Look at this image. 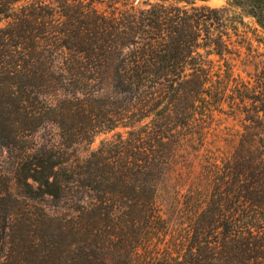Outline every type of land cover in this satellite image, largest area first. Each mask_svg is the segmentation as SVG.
I'll use <instances>...</instances> for the list:
<instances>
[{
  "label": "trees",
  "instance_id": "obj_1",
  "mask_svg": "<svg viewBox=\"0 0 264 264\" xmlns=\"http://www.w3.org/2000/svg\"><path fill=\"white\" fill-rule=\"evenodd\" d=\"M196 1L0 0V264H264V65L224 134L227 8Z\"/></svg>",
  "mask_w": 264,
  "mask_h": 264
},
{
  "label": "rangeland",
  "instance_id": "obj_2",
  "mask_svg": "<svg viewBox=\"0 0 264 264\" xmlns=\"http://www.w3.org/2000/svg\"><path fill=\"white\" fill-rule=\"evenodd\" d=\"M115 6L120 9L124 8L131 3L139 8L148 7L149 4L156 2V0H116ZM193 2L195 0H189ZM94 4L101 11L107 10L112 11L114 7H110L111 0H94ZM184 4V3H182ZM196 6L208 5L212 8H223L227 9L221 12L224 19V29H219L214 36H217L221 30L223 32V38L227 43L226 54L223 57L218 55H210L217 66H221L223 71H226L225 75H231L228 80V85L232 84L226 92V101L223 102L219 107L221 126L219 127L224 131V134L228 135L232 133L233 129L240 127L241 118L233 117L235 110L244 108L260 107L262 101L260 99L261 90L258 88L260 82L258 81V70L264 65V30L261 28L256 19L252 16L247 15L241 8L231 5V0H207L199 1L195 3ZM230 69V71H229ZM229 71V72H228ZM231 80V81H230ZM237 85V86H236ZM236 86V87H235ZM254 89L253 96L256 98H248L251 93V89ZM242 96H246V99H241ZM255 100V101H253ZM260 116H263V111H260ZM125 128H116L113 131L107 133H101L95 136L93 142L89 146H83L81 148V154L86 155L90 150L98 148L101 141L106 138H112L117 132H125ZM225 135V136H226ZM210 140H216V130L210 135ZM223 145V141L220 143ZM0 156H6V152L0 149ZM161 200L165 201L166 197L162 195ZM49 205L54 202L47 200ZM169 206L165 201L164 208ZM174 219H178L177 211L171 212Z\"/></svg>",
  "mask_w": 264,
  "mask_h": 264
}]
</instances>
